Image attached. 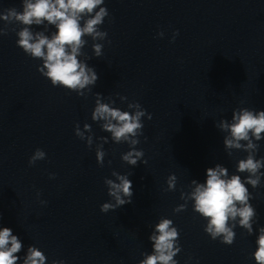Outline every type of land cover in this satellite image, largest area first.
I'll return each mask as SVG.
<instances>
[{
	"label": "clouds",
	"instance_id": "9594fccd",
	"mask_svg": "<svg viewBox=\"0 0 264 264\" xmlns=\"http://www.w3.org/2000/svg\"><path fill=\"white\" fill-rule=\"evenodd\" d=\"M104 3L105 0H22V11L11 7L0 12V20L5 22V27L0 28V36L8 34L7 25H21L18 31L12 29L18 37L17 46L26 55L42 61L37 67L40 74L50 80L53 87H62L77 93L78 96H85L84 90L91 91L89 86L95 85L98 74L78 57L84 55L82 49L88 43L85 37H90L93 41L94 56L103 55L104 45L97 41H104L108 36L107 31L100 30L105 18L109 16ZM45 22L55 27V32L50 37L45 35L44 31L32 30V26H43ZM177 35L178 30L173 33V40ZM158 36L163 37L164 33L159 32ZM95 96L92 121H103L100 127L111 134L114 143L129 145L130 150L123 153L121 159L128 165L136 166L144 156L143 150L136 148L140 143L139 137L143 135L142 118L147 116V119L151 120L152 115L147 113L139 102H128L129 110L126 111L114 107L115 100L103 103L100 93ZM119 99L121 102L127 101L126 96H119ZM217 127L227 133L223 144L229 156L232 155V150L246 152L247 156L238 160L235 174L229 175L228 169L220 164L206 169V181L197 183L192 180L191 184L195 187L187 193L181 191L180 199L184 203L174 208L173 212L185 211L188 201H192L193 210L207 221L204 231L211 239L219 238L222 243L231 245L235 240L234 229L237 224L249 235L253 234L252 221L257 213L250 203L252 194L246 185L255 189L264 176V172H261L264 168V157L256 158L259 149L257 142L264 139V110L257 111L247 107L236 109L230 122L221 119ZM86 132L92 133L90 124L85 123L83 130L79 124L75 126V135L86 141L87 146L91 148L93 138L92 135L86 136ZM99 140L101 143L96 148V160L103 167L106 156L103 145L108 143V137H99ZM45 158L46 153L37 148L28 162L31 166ZM143 163L146 164L147 161L144 160ZM238 173H247V176L242 179ZM111 175L115 179L105 178L104 183L108 196L112 199L100 206L102 213L132 202L133 186L129 174L113 171ZM50 178H54V174ZM176 185L177 177L174 174L169 175L166 191L176 190ZM40 203L46 204V201ZM258 233L253 257L256 264H264V227H260ZM179 235L171 219L161 218L149 235L153 251L151 254H142L143 259L139 264H178L174 257L181 251ZM23 248L22 241L13 234L12 228L0 227V264H46V255L34 245L27 247L21 261L19 253ZM51 264L65 262L52 260Z\"/></svg>",
	"mask_w": 264,
	"mask_h": 264
}]
</instances>
